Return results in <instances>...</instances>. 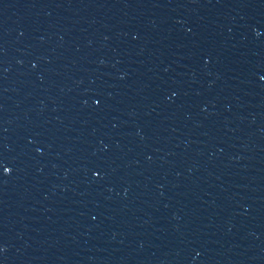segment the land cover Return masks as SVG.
<instances>
[{
	"label": "water",
	"instance_id": "1",
	"mask_svg": "<svg viewBox=\"0 0 264 264\" xmlns=\"http://www.w3.org/2000/svg\"><path fill=\"white\" fill-rule=\"evenodd\" d=\"M190 0H0V238Z\"/></svg>",
	"mask_w": 264,
	"mask_h": 264
}]
</instances>
